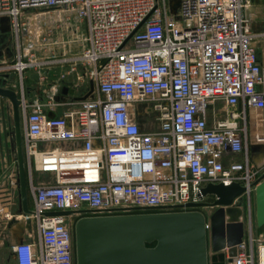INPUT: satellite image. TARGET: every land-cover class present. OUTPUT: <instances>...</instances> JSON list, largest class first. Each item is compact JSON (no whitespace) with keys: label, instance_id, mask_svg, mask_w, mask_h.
Returning a JSON list of instances; mask_svg holds the SVG:
<instances>
[{"label":"built area","instance_id":"built-area-1","mask_svg":"<svg viewBox=\"0 0 264 264\" xmlns=\"http://www.w3.org/2000/svg\"><path fill=\"white\" fill-rule=\"evenodd\" d=\"M261 4L0 0V17L9 18L15 36L11 56L0 57V86L19 99L31 197L29 213L21 203L13 211L18 169L1 185L8 195H0V245L7 224L24 218L20 239L10 243L12 264H76L79 217L202 210L186 204L210 201L201 188L220 182L244 187L249 212V238L228 264H264V243L255 253L251 234L255 181L264 173V17L255 19ZM43 10L61 11V24L30 33ZM32 36L45 46L62 41L67 51L44 57ZM79 67L80 91L59 82ZM91 81L93 90L76 99ZM61 103L69 106L58 113ZM3 104L12 115L10 101ZM4 126L7 133L6 119Z\"/></svg>","mask_w":264,"mask_h":264},{"label":"water","instance_id":"water-1","mask_svg":"<svg viewBox=\"0 0 264 264\" xmlns=\"http://www.w3.org/2000/svg\"><path fill=\"white\" fill-rule=\"evenodd\" d=\"M10 22L0 17V32H9ZM93 90L76 99H84ZM63 93L68 87L64 86ZM4 99L12 108L14 140L17 157L19 193L22 210L29 213L26 173L22 150L19 99L12 89L0 86V104L5 125ZM52 116L53 113L49 112ZM5 128V126H4ZM6 137V132H5ZM253 217L257 226L264 225V173L255 181ZM244 187L238 182L230 184L208 183L201 188L200 196L210 201L189 202L188 207H215L209 217L201 209L184 211H145L114 215H86L79 217L73 227L76 264H209L208 248L226 250L228 260L236 254L237 244L245 235V223L239 217L227 218L235 199H241ZM145 210L157 209L146 207ZM82 212H90L82 209ZM71 211H55L66 215ZM209 232V233H208ZM210 238V242L209 239Z\"/></svg>","mask_w":264,"mask_h":264},{"label":"rangeland","instance_id":"rangeland-1","mask_svg":"<svg viewBox=\"0 0 264 264\" xmlns=\"http://www.w3.org/2000/svg\"><path fill=\"white\" fill-rule=\"evenodd\" d=\"M260 2H262L261 5H258L256 7L257 10V14L259 15V17L255 18V19H263L264 17V0H259ZM44 14L40 15L39 20L37 21V23L34 25L35 27L32 28V30H30V33H35L38 32L40 33L42 30L45 29L46 26L49 25H54L59 26V21H61V19L63 18L62 16V12L59 10H55V11H49V10H43ZM54 21V22H53ZM38 26V27H37ZM260 28L263 27L262 24L258 25ZM27 32L24 31V37L27 41V36L28 34H26ZM26 34V35H25ZM37 35V34H36ZM40 35V34H39ZM36 37V36H34ZM32 36V40L35 42L34 43V48H36L37 51H41L44 48V57H46L47 55H49V57L53 56V57H59L60 54H62L63 51H67L66 50V45L65 43L61 42H57L54 44H51L50 46H45L42 45L41 40L36 39ZM44 43V41H43ZM15 45V36L13 31H9V32H0V57L5 56L6 58H8L9 56V52L11 53V51L13 50ZM64 45V46H63ZM259 48L263 47V43L259 42L258 45ZM264 58V55H260ZM66 69V68H65ZM59 71H56V74ZM83 72V68L79 67L76 72H71L66 79L59 81L60 83L63 84H68L71 87H76V91H80V89H82V82L78 81L77 79V74H81L82 75ZM49 75H51L49 73ZM56 79V77H55ZM52 80V78L49 76L48 80L46 79L45 82H48ZM69 100H70V96H69ZM67 104L65 103H61V104H57L56 105V110L58 113H61L62 110L64 108H66ZM0 114H1V118H2V113H1V106H0ZM5 119H6V126H7V133H8V143L11 146H15V140H14V132H13V123H12V115H11V109L8 106V108L6 109V114H5ZM2 120V119H1ZM5 142L4 137L0 136V143L3 144ZM254 160L257 163H261L263 161V156H254ZM17 161H15L14 159V163L13 166L10 170V168L8 167H2V176L0 177V195L2 196V198H6L5 195H8V192L6 191L7 189L4 187H1L2 183L5 182V185L8 181V174L11 171V173L13 174L14 178H15V174L17 175ZM10 170V171H9ZM6 175V176H5ZM35 178L38 179L39 175L37 173H35ZM16 184L13 188V191H11V199L13 200V211L15 212L16 209L19 210L20 208V193H19V184H18V178L16 177ZM7 186V185H6ZM4 195V196H3ZM1 198V200H2ZM28 203L29 205H31V197L28 193ZM232 206H240L242 213L239 216L240 219H242L245 223V227H246V231H245V235L244 237L249 238V225H248V219H246L245 214L247 213L248 210V206L246 205V203L243 202V199H235L234 203L232 204ZM253 210H254V206ZM204 211V214L206 215L208 221H209V217L211 215V213L215 210V207L212 208H203L202 209ZM253 212V211H252ZM4 224H2L3 226ZM12 227L7 228V232L9 233V235L12 234H16L19 232H22L24 230V218L23 217H17L15 221L12 222ZM33 231L35 232V228L34 226H32ZM9 229V230H8ZM209 231V228H208ZM209 233V232H208ZM252 237H253V246H254V250L255 253L257 251V245L259 243H264V225L261 226H257L253 217V221H252ZM210 242V238L208 239ZM209 257H213L216 258L218 261V264H228V254L226 252V250H219V251H213L210 246L208 248V258ZM0 263L1 264H11L12 263V258H11V248H10V243H4L2 247H0Z\"/></svg>","mask_w":264,"mask_h":264},{"label":"crops","instance_id":"crops-1","mask_svg":"<svg viewBox=\"0 0 264 264\" xmlns=\"http://www.w3.org/2000/svg\"><path fill=\"white\" fill-rule=\"evenodd\" d=\"M1 119L2 118H1V114H0V136H3L4 140H5V142L3 144L0 143V177L3 175L2 174V167H8L11 170V168L13 166V163H14V159H15V161H17L16 148H15L14 145L11 146L8 143V139H9L8 133H6V137H5V131L2 128L3 121ZM8 177H11V171L9 172ZM15 212H18V209H16ZM245 216H246V219H248V217H249L248 210H247V213L245 214ZM12 226H13L12 223H9V224H7L6 227L9 228V227H12ZM20 235H21V232L9 235V233L7 231H5V233H4L5 243L6 242L7 243H13V242L19 240L20 237H21ZM2 246L3 245H0V247H2ZM208 263L209 264H218V261H217L216 258L209 257L208 258Z\"/></svg>","mask_w":264,"mask_h":264},{"label":"bare ground","instance_id":"bare-ground-1","mask_svg":"<svg viewBox=\"0 0 264 264\" xmlns=\"http://www.w3.org/2000/svg\"><path fill=\"white\" fill-rule=\"evenodd\" d=\"M252 7H253L252 5L249 7V11L250 12L253 11V8ZM28 17H30V15ZM239 214H240L239 213V210L232 208L231 211L228 212L227 218H230V217H239L240 216ZM261 249L262 250L260 252V257H261L262 262L264 263V246H262Z\"/></svg>","mask_w":264,"mask_h":264},{"label":"flooded vegetation","instance_id":"flooded-vegetation-1","mask_svg":"<svg viewBox=\"0 0 264 264\" xmlns=\"http://www.w3.org/2000/svg\"><path fill=\"white\" fill-rule=\"evenodd\" d=\"M73 96L76 98V97H78V96H81V95H74L73 94ZM13 123V122H12ZM13 125V124H12ZM13 132H14V126H13Z\"/></svg>","mask_w":264,"mask_h":264}]
</instances>
